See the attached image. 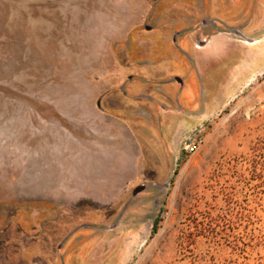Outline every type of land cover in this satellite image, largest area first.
Returning <instances> with one entry per match:
<instances>
[{
  "label": "rangeland",
  "instance_id": "1",
  "mask_svg": "<svg viewBox=\"0 0 264 264\" xmlns=\"http://www.w3.org/2000/svg\"><path fill=\"white\" fill-rule=\"evenodd\" d=\"M200 1L228 25H239V50L212 60L201 73L172 51L171 70L185 86L161 88L156 103L163 109L139 107L147 111L136 130L143 169L138 184L144 188L135 202L94 210L89 218L100 223L98 235L79 228L61 240L59 223L66 220L58 209L42 210L60 220L25 240L0 235V264L252 263L254 254L239 256V238L264 235V169L259 175L251 161L253 145L264 139V0ZM139 9L126 0H0L5 222L37 210L26 196L28 171L58 169L60 137H75L77 126L82 133L95 98L108 87L109 16ZM238 61L239 80L231 82ZM198 110L209 113L194 117ZM187 136L202 140L191 156L184 150ZM81 212L72 210L71 220ZM96 236L99 248L109 251L92 252Z\"/></svg>",
  "mask_w": 264,
  "mask_h": 264
},
{
  "label": "crops",
  "instance_id": "2",
  "mask_svg": "<svg viewBox=\"0 0 264 264\" xmlns=\"http://www.w3.org/2000/svg\"><path fill=\"white\" fill-rule=\"evenodd\" d=\"M126 1L130 8L139 6L140 9L135 14L109 16L107 20L109 27L105 34L113 51V69L106 73L108 87L95 98L82 133L77 126L75 137H60L58 169L28 171L26 196L30 205L33 204L32 209L37 210L15 223L10 218L5 222L0 215V235L22 236L25 240L46 223L59 219L42 213L50 208L58 209L66 220L59 223L60 240L79 228L97 234L100 223L89 218L94 210L130 207L140 193L132 194L135 186L140 185L143 172L136 130L140 127V114L147 111L139 107L146 105L149 111L163 109V105L156 103L161 88L175 85L182 90L185 86L184 77L171 70L172 51L191 60L201 73L212 60L221 61L229 52L239 50V25H228L211 13L214 9H206L205 2ZM161 2L163 7L158 9ZM126 39H129L127 46ZM229 80H239V61ZM111 108H117L120 114L112 113ZM205 113L209 112L198 110L194 117ZM180 125H184L183 121ZM49 177H58V180ZM78 208L83 212L72 221L71 212ZM93 238L92 252L110 250L99 248V237Z\"/></svg>",
  "mask_w": 264,
  "mask_h": 264
},
{
  "label": "trees",
  "instance_id": "3",
  "mask_svg": "<svg viewBox=\"0 0 264 264\" xmlns=\"http://www.w3.org/2000/svg\"><path fill=\"white\" fill-rule=\"evenodd\" d=\"M252 148L254 151V155L251 158L252 166L254 171L256 169L259 171L257 173L260 175L264 169V160H262L264 159V139H259ZM154 228L155 225L153 226ZM261 249H264V235H252L250 237L245 236L239 238V256L243 259H248L254 254L251 256L252 263L239 261V264H264V252H259Z\"/></svg>",
  "mask_w": 264,
  "mask_h": 264
},
{
  "label": "built area",
  "instance_id": "4",
  "mask_svg": "<svg viewBox=\"0 0 264 264\" xmlns=\"http://www.w3.org/2000/svg\"><path fill=\"white\" fill-rule=\"evenodd\" d=\"M186 139L187 140L184 145V150L188 156H191L197 151L200 144L202 143V140L200 138H197L196 136H187Z\"/></svg>",
  "mask_w": 264,
  "mask_h": 264
},
{
  "label": "water",
  "instance_id": "5",
  "mask_svg": "<svg viewBox=\"0 0 264 264\" xmlns=\"http://www.w3.org/2000/svg\"><path fill=\"white\" fill-rule=\"evenodd\" d=\"M144 188L143 185H137L135 186V188L132 190V194L135 195L137 194L139 191H141Z\"/></svg>",
  "mask_w": 264,
  "mask_h": 264
}]
</instances>
